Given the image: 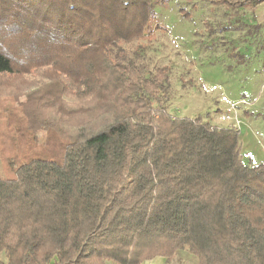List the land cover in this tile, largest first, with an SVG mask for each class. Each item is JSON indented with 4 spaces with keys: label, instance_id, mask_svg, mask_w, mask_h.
<instances>
[{
    "label": "trees",
    "instance_id": "16d2710c",
    "mask_svg": "<svg viewBox=\"0 0 264 264\" xmlns=\"http://www.w3.org/2000/svg\"><path fill=\"white\" fill-rule=\"evenodd\" d=\"M170 1L0 0V99L41 82L48 97L95 98L68 127L21 124L33 149L30 133L53 135L58 157L8 156L14 136L0 125V264H144L180 251L264 264V163L243 156L240 129L174 117L168 71L149 73L124 48Z\"/></svg>",
    "mask_w": 264,
    "mask_h": 264
},
{
    "label": "rangeland",
    "instance_id": "374dc122",
    "mask_svg": "<svg viewBox=\"0 0 264 264\" xmlns=\"http://www.w3.org/2000/svg\"><path fill=\"white\" fill-rule=\"evenodd\" d=\"M212 1L171 0L157 7V20L147 36L124 48L149 73L159 68L168 71L165 106L174 117H201L220 128L240 129L243 156L254 164L264 163V3L256 10H230ZM46 83L28 85L25 94L0 99V125L14 136L4 145L8 156L30 150L42 158L50 152L60 155L55 137L46 130L30 133L36 149L30 144L32 138L16 137L21 124L39 125L57 116L68 127L90 117L85 112L95 98L48 97ZM2 259L6 260L4 255ZM171 264L198 262L180 251Z\"/></svg>",
    "mask_w": 264,
    "mask_h": 264
},
{
    "label": "crops",
    "instance_id": "0c3cea01",
    "mask_svg": "<svg viewBox=\"0 0 264 264\" xmlns=\"http://www.w3.org/2000/svg\"><path fill=\"white\" fill-rule=\"evenodd\" d=\"M172 262L173 260L168 262L165 258L157 257L151 261H146L144 264H171Z\"/></svg>",
    "mask_w": 264,
    "mask_h": 264
}]
</instances>
